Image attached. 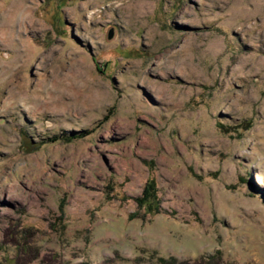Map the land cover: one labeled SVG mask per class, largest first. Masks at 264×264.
<instances>
[{
	"label": "rangeland",
	"instance_id": "374dc122",
	"mask_svg": "<svg viewBox=\"0 0 264 264\" xmlns=\"http://www.w3.org/2000/svg\"><path fill=\"white\" fill-rule=\"evenodd\" d=\"M258 173L264 0H0V264H264Z\"/></svg>",
	"mask_w": 264,
	"mask_h": 264
},
{
	"label": "trees",
	"instance_id": "16d2710c",
	"mask_svg": "<svg viewBox=\"0 0 264 264\" xmlns=\"http://www.w3.org/2000/svg\"><path fill=\"white\" fill-rule=\"evenodd\" d=\"M225 129V127H223ZM58 140L53 137L51 141ZM137 202L141 209H144L147 214H155L159 210V201L157 196V185L154 178H149L144 186L143 193L137 197Z\"/></svg>",
	"mask_w": 264,
	"mask_h": 264
},
{
	"label": "bare ground",
	"instance_id": "6f19581e",
	"mask_svg": "<svg viewBox=\"0 0 264 264\" xmlns=\"http://www.w3.org/2000/svg\"><path fill=\"white\" fill-rule=\"evenodd\" d=\"M256 182L258 184H264V179H263V177L259 173L257 174Z\"/></svg>",
	"mask_w": 264,
	"mask_h": 264
}]
</instances>
